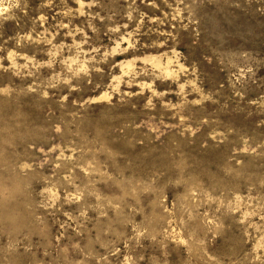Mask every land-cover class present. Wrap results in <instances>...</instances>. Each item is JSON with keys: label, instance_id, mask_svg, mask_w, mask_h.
I'll return each instance as SVG.
<instances>
[{"label": "rangeland", "instance_id": "obj_1", "mask_svg": "<svg viewBox=\"0 0 264 264\" xmlns=\"http://www.w3.org/2000/svg\"><path fill=\"white\" fill-rule=\"evenodd\" d=\"M0 264H264V0H0Z\"/></svg>", "mask_w": 264, "mask_h": 264}]
</instances>
